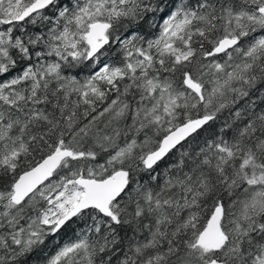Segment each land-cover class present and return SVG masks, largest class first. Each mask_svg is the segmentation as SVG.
I'll return each mask as SVG.
<instances>
[{
    "label": "snow or ice",
    "instance_id": "1",
    "mask_svg": "<svg viewBox=\"0 0 264 264\" xmlns=\"http://www.w3.org/2000/svg\"><path fill=\"white\" fill-rule=\"evenodd\" d=\"M0 264H264V0H0Z\"/></svg>",
    "mask_w": 264,
    "mask_h": 264
},
{
    "label": "trees",
    "instance_id": "2",
    "mask_svg": "<svg viewBox=\"0 0 264 264\" xmlns=\"http://www.w3.org/2000/svg\"><path fill=\"white\" fill-rule=\"evenodd\" d=\"M147 26H145V28H146ZM162 167H163V165H162Z\"/></svg>",
    "mask_w": 264,
    "mask_h": 264
}]
</instances>
